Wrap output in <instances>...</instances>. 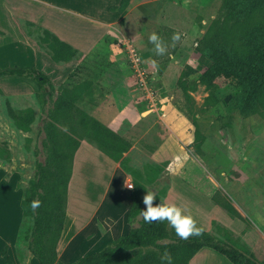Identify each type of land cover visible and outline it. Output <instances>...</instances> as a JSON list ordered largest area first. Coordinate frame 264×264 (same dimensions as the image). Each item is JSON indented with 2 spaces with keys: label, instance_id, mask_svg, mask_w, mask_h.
Returning a JSON list of instances; mask_svg holds the SVG:
<instances>
[{
  "label": "rangeland",
  "instance_id": "1",
  "mask_svg": "<svg viewBox=\"0 0 264 264\" xmlns=\"http://www.w3.org/2000/svg\"><path fill=\"white\" fill-rule=\"evenodd\" d=\"M121 1L0 0V70L35 66L55 87L70 94L80 90L75 107L128 144L119 160L124 159L127 167L123 170L130 180V192L133 180L139 181L145 193L151 190L157 194L156 201L175 204L178 193L172 194V188L189 187L191 193L182 195H190V202L178 199L180 203L175 205L213 237L227 242L230 236L245 242L264 263V97L253 100L252 109L256 107L251 114H242L239 87L213 71L199 51L206 32L222 31L225 0H128L120 11ZM43 28L79 52L68 61L54 62L37 41ZM154 32L166 49L161 55L148 39ZM130 49L137 52L144 77L132 66ZM147 92L155 107L150 105ZM36 94L37 86L28 78L0 77V143L7 142L11 157L3 162L6 175L15 178L20 194L38 160L35 147L41 121ZM8 105L14 110L33 109L35 119L29 131L14 126L7 114ZM81 143L90 145L94 152L89 157L92 163L83 168L90 173L101 171L92 184L96 194H102L111 179L112 188L123 192L120 175L112 178L107 164L94 163L100 154L94 143L87 139ZM74 159L75 153L72 167L71 160L66 164L67 174L71 167L70 178ZM75 186L73 177L72 188ZM106 193L97 216L106 212L111 200V191ZM218 196H225L247 221L230 217L214 200ZM72 197L73 205L74 193ZM206 203L214 206L208 210ZM4 208L1 204L0 217ZM141 216L132 219V226L138 225ZM31 226V218L21 217L5 251L26 253ZM167 230L174 234L170 225ZM102 247L95 245L89 252ZM202 249L199 264H231L211 248ZM147 250L159 251L156 246L137 249Z\"/></svg>",
  "mask_w": 264,
  "mask_h": 264
},
{
  "label": "trees",
  "instance_id": "2",
  "mask_svg": "<svg viewBox=\"0 0 264 264\" xmlns=\"http://www.w3.org/2000/svg\"><path fill=\"white\" fill-rule=\"evenodd\" d=\"M127 3L128 0H122L118 10L123 11ZM221 13L225 18L222 31L206 32L200 41L199 51L210 61L213 71L239 87L242 96L241 113L249 115L256 107L252 109L253 100L264 97V0H225ZM37 41L46 48L54 62L68 61L79 52L49 29L43 28ZM8 74L35 82L36 99L40 107L39 144L35 147L38 160L20 201L23 217L32 220L30 232L26 236L27 250L38 264H64L56 260V245L66 216L71 159L80 141L87 139L94 143L100 152L119 161L124 170L127 167L124 159L119 160V154L128 144L102 123L75 107L74 102L80 90L70 94L61 87H55L50 78L35 66L0 70V77ZM7 114L14 126L22 132L29 131L35 119L31 107L14 110L8 105ZM194 133L197 139V128ZM0 159L6 162L10 160L6 141L0 143ZM70 160L71 167L69 165L67 174L66 164ZM132 186L129 195L130 221L143 210L141 205L145 195L141 182L133 180ZM224 199L225 196L214 198L230 217L247 221ZM37 200L39 206L32 208V203ZM154 203L166 204L162 201ZM168 225L166 221L146 223L141 216L138 225L126 234L101 250L82 256L70 264H160L159 257L165 251L172 256L173 264H188L202 247L213 249L231 264H264L245 242L237 238L228 236L229 240L223 242L203 229L199 236L182 239L172 227L174 234L171 235L167 230ZM148 246H156L159 251H137ZM5 253L4 248L2 255ZM6 264L14 263L6 256Z\"/></svg>",
  "mask_w": 264,
  "mask_h": 264
},
{
  "label": "crops",
  "instance_id": "3",
  "mask_svg": "<svg viewBox=\"0 0 264 264\" xmlns=\"http://www.w3.org/2000/svg\"><path fill=\"white\" fill-rule=\"evenodd\" d=\"M92 153H94L93 148L86 143H81L75 152L72 176L75 178L76 186L74 189L72 188L73 177L70 178L71 181H69L67 189L66 216L56 245V260L64 264H70L82 256L101 250L108 243L123 236L135 226H132V221L128 219V213L131 207V201L129 199L131 192L128 187L130 180L126 173L118 163L99 151L98 159L100 160L95 158L94 163L99 166H105L107 164L110 168L109 171L112 178L116 173L120 175L124 190L121 193L116 192L112 188L111 179L108 181L102 194H96V189L92 184L95 182L98 176L97 174L101 173V171L90 173L83 168L86 163L89 166V162H91L89 157ZM3 161L0 159L2 191L0 192V205L2 204L5 207L0 217V264H6V256L14 264H38L36 259L31 257L28 250L26 253L19 254L14 249H8V251H5V255H2L3 249H6V245L9 244V241L18 229L21 217H23L20 207L23 193L21 192L20 194L19 190L15 188V178L11 175H6V168L4 167ZM106 191H111V200L105 208L106 212L97 216L103 209V204L106 201L108 194ZM73 193L75 198L74 204L72 205ZM173 193H178V199H184L187 203L190 202V195L185 197L182 195V193H191L189 187H173ZM178 199H174L173 203H180ZM206 204L208 210L214 206L212 203ZM74 206L75 208L73 210ZM231 230L236 232V229H233V227H231ZM95 245L103 247L97 251L89 252ZM203 250L202 248L199 249L189 260L188 264H199Z\"/></svg>",
  "mask_w": 264,
  "mask_h": 264
},
{
  "label": "clouds",
  "instance_id": "4",
  "mask_svg": "<svg viewBox=\"0 0 264 264\" xmlns=\"http://www.w3.org/2000/svg\"><path fill=\"white\" fill-rule=\"evenodd\" d=\"M148 39L153 44L154 51L157 55H161L166 51L157 33L150 34ZM156 196L157 194L151 190H146L143 196L145 208L141 211V215L146 223L166 221L174 229L176 235L182 239H187L189 236H199L202 233L203 228L197 225L193 216L185 214L179 206L162 203L153 205L152 202ZM31 206L32 208L38 207L39 201H34ZM159 259L160 264H173L172 256L167 251L163 252Z\"/></svg>",
  "mask_w": 264,
  "mask_h": 264
},
{
  "label": "built area",
  "instance_id": "5",
  "mask_svg": "<svg viewBox=\"0 0 264 264\" xmlns=\"http://www.w3.org/2000/svg\"><path fill=\"white\" fill-rule=\"evenodd\" d=\"M129 56H130V59H131V62H132V66H133V68L135 69V71L141 76L142 75V77H144L143 76V72H142V70L140 69V62H139V57H138V54H137V52H133V50L132 49H130L129 50ZM141 80H142V82H143V79L141 78ZM147 94H148V97L150 98V105L152 106V107H155L156 106V104H155V101L149 96L150 95V93L149 92H147ZM129 186H131V184H129L128 185V187ZM130 188V187H129Z\"/></svg>",
  "mask_w": 264,
  "mask_h": 264
}]
</instances>
